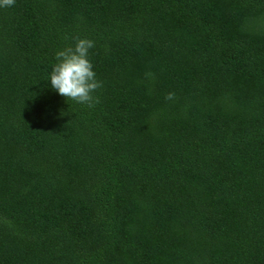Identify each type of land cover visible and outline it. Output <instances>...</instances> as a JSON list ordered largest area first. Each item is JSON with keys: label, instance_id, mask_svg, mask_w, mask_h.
<instances>
[{"label": "trees", "instance_id": "trees-1", "mask_svg": "<svg viewBox=\"0 0 264 264\" xmlns=\"http://www.w3.org/2000/svg\"><path fill=\"white\" fill-rule=\"evenodd\" d=\"M0 264H264V0L0 7Z\"/></svg>", "mask_w": 264, "mask_h": 264}, {"label": "clouds", "instance_id": "clouds-1", "mask_svg": "<svg viewBox=\"0 0 264 264\" xmlns=\"http://www.w3.org/2000/svg\"><path fill=\"white\" fill-rule=\"evenodd\" d=\"M14 3L15 0H0V7H11ZM74 41V44L55 52L56 62L48 73L47 81L59 95L93 107L98 102L94 93L102 87L89 57L95 41L88 37H75ZM173 96L174 93L169 92L166 99Z\"/></svg>", "mask_w": 264, "mask_h": 264}]
</instances>
